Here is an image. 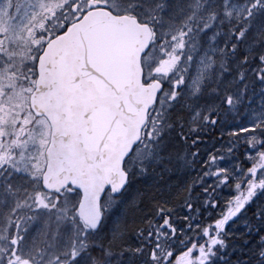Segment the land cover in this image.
<instances>
[{
    "label": "snow or ice",
    "instance_id": "6c2138e0",
    "mask_svg": "<svg viewBox=\"0 0 264 264\" xmlns=\"http://www.w3.org/2000/svg\"><path fill=\"white\" fill-rule=\"evenodd\" d=\"M0 264H264V0H0Z\"/></svg>",
    "mask_w": 264,
    "mask_h": 264
}]
</instances>
